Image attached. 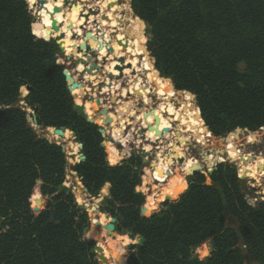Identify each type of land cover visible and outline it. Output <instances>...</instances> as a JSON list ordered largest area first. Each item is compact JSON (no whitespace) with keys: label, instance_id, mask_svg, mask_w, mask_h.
Listing matches in <instances>:
<instances>
[{"label":"trees","instance_id":"1","mask_svg":"<svg viewBox=\"0 0 264 264\" xmlns=\"http://www.w3.org/2000/svg\"><path fill=\"white\" fill-rule=\"evenodd\" d=\"M131 7L160 79L195 96L213 135L264 127V0H131ZM33 29L37 36L26 0H0V264H97L86 210L68 187L59 190L65 155L31 126L18 105L22 86L30 87L23 100L36 108L37 125L68 129L82 144L76 173L87 192L96 196L109 183L101 212L115 218L116 232L142 239L130 264H204L192 250L206 241L205 264H264V202L246 201L230 163L208 175L191 172L187 187L184 178L174 191L186 187L183 193L168 194L177 197L144 215L135 191L139 155L106 163L117 158L106 155L98 121L75 109L52 59L56 41L39 24ZM37 189L43 201L34 207ZM227 213L237 229L227 225Z\"/></svg>","mask_w":264,"mask_h":264},{"label":"rangeland","instance_id":"2","mask_svg":"<svg viewBox=\"0 0 264 264\" xmlns=\"http://www.w3.org/2000/svg\"><path fill=\"white\" fill-rule=\"evenodd\" d=\"M85 3H86V5H84ZM63 4H64L65 8H70L72 6V9H73L77 6V4H81V3H80V0H72V1L63 0ZM81 5L83 6L82 9H86V10H87V8L97 9V6L95 5L94 0H88L87 2H83ZM112 7L115 8L116 13H118V15L120 17V22L123 21L122 27L125 28L124 31L115 32L116 28H114L115 25L111 21V18H109V20L102 21L103 23L102 22L99 23V28L101 29L102 32H104V34H107L113 42H119L123 38L126 37L129 41L125 43L127 46L124 44V48L126 49V52L124 51V54H127L128 57L133 56V57L138 59L137 41L136 40L134 41L133 37L130 38L128 36L130 34V29L128 28V24L122 18H124V15H126L128 13V14H130V16L134 20H136V22L138 24V31L140 33V36L143 37V39H140V42L144 46H146V42L148 39V36L146 34V28H145V26H143V28H141V22L142 21L139 19V17H137L135 15V13L131 7V0H115L112 4ZM29 11L31 14L32 10L29 9ZM92 17L94 18L97 16L92 14ZM93 21L94 20H89L88 24L91 23L90 25H91L92 29H90V31H92L95 34L96 27H95V25H93V23H92ZM32 22H33V20H32ZM38 22H40V21H38ZM63 23H65V22H61L59 25H62ZM37 24H39L41 26V28L43 30H45L46 32L49 29L47 27H44V25L41 24V22L37 23ZM88 24L86 26V31L89 30V29H87V28H89ZM60 28H61V26H60ZM113 33H115L114 35L116 37H112ZM101 35H99V36H101ZM84 36H85V32L80 34L75 39H72L71 45L67 41L68 45L72 47L71 50L70 51H64V52L59 50V53L57 54V56H58L57 61L59 63H63L66 65V68L72 73L74 80H76L78 77V70L76 69L77 66L80 64H83V63H79L77 65L76 59L78 57L80 58V56H81L80 54H78L79 49H78L77 45L79 43H82V41L83 42L88 41V43L90 45H93V44H91L92 41L89 38H85ZM68 38L70 40L72 37L69 36ZM115 40H117V41H115ZM74 42H75V44H73ZM68 45H64V46L67 47ZM90 54H91L92 60H94V58H96V56L99 55L96 52H93ZM149 55H150V57H153L151 54H149ZM150 57L147 60V65L151 66L154 69V71L156 72L157 69L155 68V66L154 67L152 66ZM98 61H101V60L99 59ZM108 62H109V59L107 56V61H106V64L104 65V70L106 71V73L107 72H110V73L111 72H117L118 73L119 71H116L114 66L113 67H114L115 71L111 70V67L113 64L111 63V61H110V63H108ZM106 66H107V68H106ZM146 72L147 71H141L140 75H141L142 79H146L148 77V73H146ZM157 72H156V74H157ZM93 75L96 76L92 81H94L95 91H97L101 88V83L108 78L105 76H101V75L97 74L96 71L94 72ZM132 79H133V75L127 74L125 77H122V78L117 79V80H120L119 85H120V87L122 86L121 88L127 89L128 84L130 83V81ZM85 80L86 79H84L83 86H82L81 97L78 98V100L81 102L80 104H84L85 109L88 111V112L86 111V114L88 116L92 117L94 119V121L96 122L97 118L99 117L98 110L100 108L93 107L92 103H89L91 105V107H88L87 102H86L87 100L85 99V95H90L91 89L88 87H85L86 86ZM117 80H113V81H117ZM114 85H115V87H113ZM114 85H112L111 88L106 92L110 96H114V93L117 94V97L119 98V100L116 102L115 105H112V103L109 100H103L104 105L108 106V104H109L108 108L110 111H115L114 108L116 109L117 104H119L120 102L130 100V101L134 102V104L138 108H140L139 113L141 115V118L145 119L147 117L148 112L157 108L155 95L149 94L148 98H151V99H149L150 100L149 105H146V103H144L143 99H141L138 94H136L134 96L131 94L130 97H127L126 94L121 96L119 91H118L119 87H117L116 84H114ZM22 87L19 90V93H20L19 105L20 106H22L20 103L25 102L23 99L25 98V96L29 92L25 89V86H22ZM170 90H172V89H170ZM172 91H173V98L171 99V101L176 106H178L182 109L188 108L189 110L196 108L198 111L197 124L196 123H188V122H186L185 119H183L184 122L182 124H180V126H179L180 130H177V128L174 127L172 132H171V135L169 136V139H174V141H176L175 143L180 147H182L183 143L179 139H184V140L187 139L188 140V141H186L187 144L185 145L186 147H185V151H184V153H185L184 155H186V156L182 155L181 158L178 159L177 164H180L181 162H183L184 158H185L184 165L188 161L194 163V159L196 158L199 162V167H200V165H202V169L206 170L207 168L213 167L214 163H217V165H218L219 164L218 161L230 163L236 167L238 176L243 181L242 192H243V195L245 196L246 201L253 207L259 203L264 202V177L260 175L261 172H264V166L251 169L248 173V172H246L247 170H243V169L239 168V163L235 159H228V156L232 155L235 152L237 153L238 156H240L241 154L248 153V154L253 155V156L254 155L262 156L264 158V127H261L255 131H252V132L251 131H245L244 128H240V131H238V132H236V129H234L232 132L235 133V135H233V136H229L228 134L215 136L208 129L205 128L204 122H202L203 120H201L199 108L197 107V104H196V99L194 100V99H192V97H190L192 93H190V92L188 93L186 91H175V90H172ZM87 92H89V93L87 94ZM73 93H72V95H73V99H74V103H75L76 93L74 92V90H73ZM194 98H195V96H194ZM103 104H102V106H104ZM24 108H25V111L27 113L28 121L30 122L31 126L35 129V132L37 133V135H39L40 137H43V138L46 135L49 136L48 129L51 127H47V128L41 127L40 129H36L34 127V124L32 122V117H31L33 109L30 107H24ZM135 112H137V110ZM145 113H146V115H145ZM182 113H184V112L182 111ZM110 118H111V121H110L109 125L105 126L106 136L104 137V140L102 142V145L105 149V152H106V145H108L110 143L117 149V151L119 153L118 157H117V161L119 160V162L123 159L128 158L132 153L139 155L140 161H141V169L139 172V177L141 179V183H140V185H138L139 187L136 186L135 191H140L143 195L144 202L142 205V209L144 208L145 213H147V214L144 213V215H149L152 212L159 211L161 206H162L163 201H165V200L159 201L157 207L152 210L150 208H148V209L146 208V201H147L146 197L148 194L149 195L150 194L155 195V194L161 193L160 192L161 191L160 186H158V185L163 184L165 182V180H170L172 178L170 176L169 177L165 176L164 181H159V177H160V175H162V173H160L159 175H155L156 176L155 179L152 177L153 180H150V182L148 184H146L145 188L141 189L140 187L143 185L142 175L144 174L145 169L146 168L150 169L152 167V165H150V162L152 160H154V158H155L154 152L157 153V151H159V153L162 152L161 154H167L168 153L169 148L166 146V142H164V140H166L167 138L164 139L161 143H158L160 148L153 147L150 150L146 151V154L144 155V159H146V161L144 162L142 155L137 152V148H138V146H141V143H144V142L149 143V142L145 141L139 137L138 127L141 126L140 125L141 122L138 123V121H136V123H134V121H135L134 117H130L129 122L126 123V127L123 130L124 132L121 131V137L118 139H115L109 133V128H111L114 125V121H115L114 118L115 117L111 116ZM98 125L100 126V124H98ZM102 125H103V123H102ZM188 126L190 127L193 134L189 133V129H187ZM193 135H195V136H193ZM178 137H182V138H178ZM49 138H50V136H49ZM139 139L141 140L140 145L137 143V141ZM51 140L53 142L59 144V145L63 144V143H61V142H59L53 138ZM63 145H64L63 153L65 155V161H66V163H65V168H66L65 169V180H64L63 184H65L66 187H68L70 190H72V188H77L76 191H73V190L72 191L76 196V201H77L78 205H83L84 202H87V204H88L89 199L94 200V198L97 195H101L103 197V199H104V197H107L109 195V188L105 189V185L102 187V189H105V193H102V189H101L96 196L90 195L87 192V190L85 191L86 188L84 187L82 180L81 181L79 180L81 178L78 176L76 171L74 173L71 170V167L79 159V152H78L79 148L77 150V157H76L77 160L75 159L74 161H72V160H69L71 155H69V153L66 149V145L65 144H63ZM152 145H156V144L152 143ZM60 147H61V145H60ZM174 150H175V148L172 150V152H171L172 154L174 153ZM106 155H107V152H106ZM212 155H217L219 157L218 160L217 161H210V160L205 159L206 157L212 156ZM106 163H107V160H106ZM192 170H195V169H193V168L191 170L189 169L184 174H181V176H178L177 181H175V183L178 184L177 185L178 187L175 189L181 188L182 180H183V179H181V177H185L186 187H187V176L190 174L189 172ZM255 174H256V176H254ZM76 179L79 180V185H76ZM257 180H260V181L256 182ZM186 187H185V189H186ZM152 191H153V193H152ZM165 193L166 192H164L162 195H165ZM35 194H37V197L34 198V204H35L34 207L39 206L43 201V198L40 195L38 189L35 191ZM169 195H171V194H169ZM170 197H172V196H170ZM88 205L90 206V204H88ZM101 207H102V202L96 207V211H91L90 209H88L86 211L88 214V217H89L90 229L94 233L93 235H90V237L94 241V245L98 244L100 247H101V245H106V246L108 245L107 238H106L108 235H105V236L100 235L101 223H100V225H96V222L100 221V216H102V215L106 217V220H105L106 223L109 222L111 218H114V217L107 216L104 213H102ZM226 223L228 226H231V227H234L237 229V223H236L235 219L229 213L226 214ZM115 232H116V230H115ZM116 233L118 234V236L116 238H114L112 236H108V239H110L111 241L114 240V241H121V242L123 240H125V238L129 239V241L126 244L121 246L120 251L118 252V257H117L118 262L116 264H121V261L119 259L121 256H123L125 261H127V263L130 264L129 263L130 255L133 251L136 250V247L138 245H140L141 242L137 241L139 238L133 237L128 232H122V233L116 232ZM126 235H128L129 237H127ZM93 254H94V258L98 255L96 252H93ZM192 254L196 255L202 261L204 258L208 259L210 257V254H211L209 241H206V242L202 243L201 245H199L198 247L194 248L192 250ZM107 260H108V264H109V259H107ZM95 262L97 264H103L100 260L95 261ZM244 264H252V263L249 259L246 258V261Z\"/></svg>","mask_w":264,"mask_h":264},{"label":"bare ground","instance_id":"3","mask_svg":"<svg viewBox=\"0 0 264 264\" xmlns=\"http://www.w3.org/2000/svg\"><path fill=\"white\" fill-rule=\"evenodd\" d=\"M26 1L28 3L29 9H31L32 13L34 15H36V7L34 5H35V3L38 2V0H26ZM87 1L88 0H84V2H87ZM114 1L115 0H94L95 5L99 9V13L97 15H95L97 17L93 18L92 14L89 12L90 8H87V10L82 9L83 6L81 4H77V6L73 9H68V8L64 7L63 0H56V4H53L51 0H46L44 9H42L41 11L38 12V16H39L38 21H40L41 24L44 25V27L49 28L47 30L46 34L51 39L54 38L56 35H58L60 32L64 33L65 37L60 40L63 43V46L68 45V43L71 45L72 38L69 40L68 37L69 36L71 37V35L73 33H76L78 35L83 33V31L80 29V25L85 24L84 15H86V14L89 15V20L97 21L98 26H99V23H101L102 21L109 20V18H111V21L115 25L114 28H116L115 32H117V31L122 32V31H124L125 28L122 27L123 21L120 22V17L118 15V13H116L115 8L112 7V4ZM54 5H58V6L63 7V9L60 13L54 14V19H55L56 23H58V24H60L61 22H65V23H63L61 25V28L56 29V30L53 29V31H52V28L50 25V23H51L50 17H51ZM84 5H86V3ZM122 19H124V21L128 24V28L130 29V34L128 36L130 38L133 37L134 41L135 40L137 41L138 59L133 57V56L128 57L127 54H124V51L126 52V49L124 48V44L129 41L126 37H125L126 39L123 38L119 42H113L107 34H102L100 36V39H99V36H97L98 40H95L92 37H90L89 39L92 41L91 44H94V42H97V43L103 42L104 43V44L102 43L103 46H102L101 50L99 51V56L100 57L101 56H106V57L108 56V59H109L108 63H110V61H111V63L113 64L111 67L112 71H115L114 67L116 65H122V73H123L122 77H125L127 74L133 75V79L131 81L129 80L130 83L128 84L127 89L121 88L122 86L120 87V85H119L120 80H117V81L112 80L111 82L109 79L104 80L106 83H110L111 85L116 84V86L119 87V89L118 88L117 89H118L121 96H123L124 94H127V93H131L133 96L138 94L140 96V98L143 99V101L146 103V105H149V102H150L149 99H151V98H148L149 94L155 95L157 108L148 112L147 117L145 116L146 117L145 119L141 118L140 113L138 114L137 112H135L136 110L132 107L135 104H134V102H132L130 100L129 101H122L121 100L122 102L117 104L116 109L114 108L115 111L109 110V108H108L109 104L107 106V105H104L102 103L109 110L108 116L109 117H111V116L115 117L114 118L115 119L114 125L111 128H109V133L115 139H118L121 137V131H123L125 129L126 123L129 122L130 117H134L135 121H138V123L141 122V124H140L141 126L138 127V130L141 131L139 133V137L143 140L147 139L146 141L149 142V143H145V142L141 143L140 139L137 141V143L139 145L141 143V146H138V149L142 150L144 155L146 154V151L150 150L153 147L160 148L158 143H161L164 139L167 138L166 140H164V142L167 141L166 146L169 148V151L167 150L168 153L167 154H161L162 152L159 153V151H157V153L154 152L155 158H154V160H152L150 162V165H152V167L150 169L146 168L144 174L142 175L143 185L140 187L141 189L145 188L146 184H148L150 182V180H153L152 179L153 174L159 175L160 173H162V175H160V177H159V181H164L165 176H168V177L170 176L172 178L170 180H165V182L163 184L158 185V186H160V190H161L160 192L161 193H158L155 195H151V194L147 195V197H146L147 198L146 208L148 206L153 207L152 208V210H153L157 207L159 201L163 200L166 196H168V194H170V193L177 194V193L182 192V191L181 192H174V191L178 190V189H175L178 187L177 186L178 184L175 183V181H177V179H178V176H181V174H184L189 169L191 170L192 168L193 169L199 168V162L196 158L194 159L195 164L188 161L185 165H184L185 158H184L183 162H181L180 164H177V161L174 160V159L181 158L182 155L186 156V155H184L185 154L184 151H185V147H186L185 145L187 144L186 141H188L187 139H185V140L179 139L183 143L182 147H180L175 143L176 141H174V139H169V136L171 135V133H169V134L166 133L164 136H161L160 133L163 131L164 128H167L170 131H172L173 128L176 127L177 130H180L179 126H180V124H182L184 122L183 119H185L186 122H188V123H196L197 124L198 111L196 108H193L192 110H189L188 108L182 109V108L176 106L171 101V99L173 98V91L170 90L166 86V84L163 82V80L160 79L159 75L156 74L154 69L151 66L147 65V60L149 57L147 56V54L144 50L143 44H141V42H140V39H143V37L140 36V33L138 31V24H137L136 20H134L130 16V14H128V13L126 15H124V18H122ZM38 21L35 23L36 24L40 23ZM90 24L91 23L88 24L89 30L92 29ZM113 37H116V36L114 35ZM67 41H68V43H67ZM115 41H117V40H115ZM75 42L73 44H75ZM64 47L66 48V51H70L72 48L69 45L67 47L66 46H64ZM109 47H112L114 49L113 53H108L107 49H109ZM78 54H80V53H78ZM120 57L124 58L123 64H120L118 62V58H120ZM80 59L85 60V58L82 56H80ZM87 67H88V65L84 66L83 64H80L77 66L79 71H82V70L86 69ZM106 68H107V66H106ZM116 71H118V70L116 69ZM141 71H147L146 73H148V77L146 79L141 78V75H140ZM94 72H95V70H92L90 75H88V74L84 75V78L86 79L85 81H91L93 85H94V81H92V80L96 77L93 75ZM111 73H113L114 75H119V72L118 73L117 72H111ZM85 87H87V85ZM113 87H115V85ZM110 88L111 87L105 86V87H103V91L106 92ZM74 92L76 93V97L78 99L81 97L82 88L74 89ZM88 93L89 92H87V94ZM116 95L117 94L114 93V96H116ZM86 102H87L88 107H91L89 102L88 101H86ZM182 111L184 113H182ZM116 113H121L122 115H117ZM145 115H146V113H145ZM156 116L158 117L157 123L155 121ZM104 119H105L104 116L99 115V117L97 118V121L99 124L102 125V123L104 122ZM151 126H154L157 129V132H155V128H151V129L148 128ZM187 129H189L190 134H193V132L191 131L189 126L187 127ZM48 131H49V136L51 139L53 138V139H55V140L66 145V149H67L69 155H71L69 160L73 161L72 156L77 153V146H76L77 144L75 142H73V140L69 134V131H65L64 136H62V137H59L57 134H54V132L51 128H49ZM66 132H68V133H66ZM233 135H235V133H232L229 136H233ZM193 136H195V135H193ZM178 138H182V137H178ZM152 143H154L156 145H152ZM107 146H108V148L106 149L107 155H109V156L112 155V157L117 158L118 154H119L117 149L110 143ZM174 148H175V150H174V153L172 154L171 152ZM172 157L174 159H172ZM218 158L219 157L217 155H212V156L206 157L205 159L210 160V161H217ZM228 159H235L239 163V168L243 169V170H247L246 172H248V173L251 169L264 166V158L262 156H255L254 157L253 155H250L248 153L241 154L240 156H238L237 153L235 152L232 155H229ZM76 160H77V158H76ZM106 160H107V163L111 164V165H115L117 163V162L116 163H110L108 158H106ZM260 175L264 177V172H261ZM254 176H256V174ZM184 178L185 177H181V179H183V180H184ZM183 180H182V182H183ZM259 181L260 180H257L256 182H259ZM76 185H79L78 179H76ZM75 189L77 190V188H75ZM164 192H166L165 195H162ZM152 193H153V191H152ZM105 220H106L105 216H103V215L100 216V223H101L100 235L101 236L106 235V230H105L106 222H105ZM91 234L93 235L94 233L91 231ZM106 238H107L108 245L107 246L101 245V247L103 249V254L107 259H109V264H116L118 262L117 257H118V252L120 251V248H121V241L113 242L110 239H108V236ZM128 241H129V239L125 238V240L122 241V245L126 244ZM119 259L121 261V264L125 263V259L123 258V256H121Z\"/></svg>","mask_w":264,"mask_h":264},{"label":"water","instance_id":"4","mask_svg":"<svg viewBox=\"0 0 264 264\" xmlns=\"http://www.w3.org/2000/svg\"><path fill=\"white\" fill-rule=\"evenodd\" d=\"M53 4H56V0H51ZM72 1V0H70ZM84 2V0H80V3L82 4ZM45 3H46V0H38L37 3H35V7H36V15H34L33 13H31V18L33 20L32 22V32L34 35H36L34 33V25H35V22H37L39 20V16H38V12L41 11L42 9H44V6H45ZM63 7L62 6H58V5H54L53 7V11H52V14H51V17H50V20H51V28H52V31L53 29L56 30V29H59L61 25H59L58 23H56L55 19H54V14L56 13H60L62 11ZM68 9H72V6ZM89 12L93 15H97L99 13V9H89ZM84 18H85V24L84 25H80V29L85 32V38H94L95 40H98L97 39V36L101 35L102 34V31L101 29L99 28V26L97 25V21H93V25L96 26V29H95V34L92 33V31L90 30H87L86 31V26H87V22L89 21V15H84ZM115 33H113L112 37L114 36ZM37 36V35H36ZM79 35L76 34V33H73L71 35L72 39H75L76 37H78ZM65 37V34L60 32L58 35H56L54 38H52L53 40L56 41L57 43V46L59 48L60 51H66V48L63 46V43L60 41L61 39H63ZM103 44L100 43V42H94L93 45H90L87 42H82V43H79L77 45L78 49H79V53L81 54L82 57L85 58V60L83 59H80L79 57L76 59L77 60V65L79 63H83L84 66H87L88 67L82 71H79L78 68V77L76 80H74L73 78V75L72 73L66 68V65L63 64V63H59L57 61L58 59V56L55 55L53 56V60L55 61L56 65L63 71L64 73V76H65V81L66 83L69 85V90L70 92H72L74 89H80L82 88L83 86V82H84V75L85 74H88L90 75L92 70H95L97 72V74L101 75V76H105L107 77L110 82L112 80H117V79H120L122 78L123 76V73H122V65H116L115 66V69H117L119 71V75H114L113 73H110V72H107L104 70V65L106 64V61H107V57L106 56H99L97 55L96 58H94V60H92L91 58V54L90 53H93V52H96L97 54H99V51L101 50ZM144 50L147 54L148 57H150V53L149 51L147 50L146 46H144ZM108 50V53H113L114 49L112 47H109ZM101 60V61H98V60ZM150 60H151V64L152 66L154 67L155 66V58L154 57H150ZM118 62L120 64H123L124 63V58L123 57H120L118 58ZM158 73V72H157ZM159 74V73H158ZM86 85L88 88L91 89V93L90 95H85V99L89 102V103H92L93 104V107H98L100 108L98 110V113L100 116H104L105 119H104V122H103V125H100V129H99V132L100 134L102 135V137H105L106 136V129L104 126H108L110 121H111V118L108 116V113H109V110L107 107L105 106H102V103H103V100H109L112 105H115L116 102L119 100V98L116 96H109V94L105 91H103V87L107 86V87H111L112 85L110 83H106L105 81H103L101 83V88L97 91H95V86L92 84L91 81H86ZM25 89L27 91L30 90V87L29 86H25ZM189 93V92H188ZM131 93H127L126 96L127 97H130ZM192 99L195 100L194 96L191 94ZM145 103V102H144ZM22 106L18 105L23 109L25 110L24 107H27V104L24 102V103H20ZM74 107L77 111H79L80 113H83V114H86V110H85V107H84V104H78L75 102L74 104ZM135 110H137V112L139 113L140 112V108H138L136 105L132 106ZM35 111H36V108L33 109V112H32V122L34 124V127L36 129H40L41 126L37 125L36 123V117H35ZM117 115H122L121 113H116ZM92 118V117H91ZM28 119V117H27ZM92 120L94 121V119L92 118ZM156 123L158 122V117L156 116V119H155ZM134 123H136V121H134ZM149 129L151 128H155L154 126H151V127H148ZM206 129H208L206 126H205ZM54 134H57L59 137H62L64 136V133L65 131H69L67 129H61V128H52ZM245 131H248L246 128H244ZM240 131V128H236V132ZM141 131L138 130V134L140 133ZM155 132H157V129L155 128ZM172 131H170L169 129L167 128H164L163 131L160 133L161 136H164L166 133L169 134L171 133ZM233 132H229L228 135L232 134ZM69 134L70 136L72 137V140L78 145V148H79V159L74 163V165L71 167V170L75 173L76 171V168L78 166V164L80 163L81 160H83L84 156H83V152H82V144L79 143L77 140H76V137H75V134L72 132V131H69ZM45 139L49 140V141H52L48 135L44 136ZM145 139V138H144ZM147 139H145L146 141ZM166 144H167V141H166ZM61 145V149L62 151H64V145L63 144H60ZM137 152L139 154L142 155L143 157V161L145 162L146 159H144V153L142 152V150L138 149L137 148ZM256 155H254L255 157ZM219 163L222 162V161H218ZM217 167V163H214L213 167H210V168H207L206 170H203L202 169V165H200L199 168L195 169V170H192L190 171L189 173L193 172V171H200L202 174L204 175H208L210 174L215 168ZM81 181V179H79ZM39 183V182H38ZM64 187H66L65 184H61L59 186V190L63 189ZM109 188V183H106L105 184V189H108ZM105 189H102V193H105ZM73 191H76L75 188H72ZM185 190V189H184ZM183 190V191H184ZM86 191V189H85ZM183 191L181 193H183ZM181 193H179L177 196H179ZM136 194L137 195H142V193L140 191H136ZM177 196H174V197H170V196H166L163 200H172L174 199L175 197ZM103 200V197L101 195H97L94 200L93 199H89V203L90 206L87 204V202H84L83 205H79V207L81 209H84V210H88L90 209L91 211H96V207L102 202ZM142 212L145 213L144 211V208L142 209ZM148 216V215H146ZM96 225H100V221H97L96 222ZM105 230H106V235L108 236H112L114 238H116L118 236V234L115 232V218H111L109 222L106 223V226H105ZM127 237H129L128 235H126ZM137 241L141 242L142 239H138ZM92 251L93 252H96L98 255L94 258L95 261H98L100 260L103 264H108V260L106 259V257L104 256L103 254V249L102 247H100L98 244L94 245V247L92 248ZM207 261V258H204L203 259V263L205 264ZM124 264H128L127 261H125Z\"/></svg>","mask_w":264,"mask_h":264},{"label":"crops","instance_id":"5","mask_svg":"<svg viewBox=\"0 0 264 264\" xmlns=\"http://www.w3.org/2000/svg\"><path fill=\"white\" fill-rule=\"evenodd\" d=\"M107 25V24H106ZM88 29V28H87ZM102 34H104V32H102ZM99 38H100V36H99ZM85 79V78H84ZM119 162V160L117 161V163ZM116 163V164H117ZM153 178L155 179L156 178V176L153 174Z\"/></svg>","mask_w":264,"mask_h":264},{"label":"built area","instance_id":"6","mask_svg":"<svg viewBox=\"0 0 264 264\" xmlns=\"http://www.w3.org/2000/svg\"><path fill=\"white\" fill-rule=\"evenodd\" d=\"M172 159H174V158L172 157ZM174 160L178 161V159H174Z\"/></svg>","mask_w":264,"mask_h":264}]
</instances>
